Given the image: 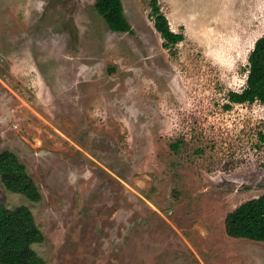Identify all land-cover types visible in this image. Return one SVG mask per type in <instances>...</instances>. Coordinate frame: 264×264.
<instances>
[{
  "label": "rangeland",
  "instance_id": "1",
  "mask_svg": "<svg viewBox=\"0 0 264 264\" xmlns=\"http://www.w3.org/2000/svg\"><path fill=\"white\" fill-rule=\"evenodd\" d=\"M121 1L127 32L95 0H0V152L41 194L0 180V204L30 208L46 264H264L224 227L264 193V105L224 106L264 0H158L170 50L148 0Z\"/></svg>",
  "mask_w": 264,
  "mask_h": 264
},
{
  "label": "trees",
  "instance_id": "2",
  "mask_svg": "<svg viewBox=\"0 0 264 264\" xmlns=\"http://www.w3.org/2000/svg\"><path fill=\"white\" fill-rule=\"evenodd\" d=\"M148 5V16L162 38V47L168 50L174 48L183 40V34L170 28L158 0H148ZM94 6L111 30H130L121 0H95ZM228 102L224 105L226 109L233 103L259 102L264 105V34L255 40L249 52L244 87L241 91H229ZM172 146L176 147V144ZM0 180L8 190L23 194L31 201L41 199L26 166L8 149L0 152ZM224 227L230 237L264 242V193L243 201L227 213ZM43 238L28 206L8 208L0 204V264H46L32 248L34 243L41 242Z\"/></svg>",
  "mask_w": 264,
  "mask_h": 264
}]
</instances>
